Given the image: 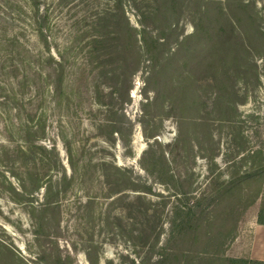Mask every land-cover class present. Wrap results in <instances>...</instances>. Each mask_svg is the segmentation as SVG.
<instances>
[{
    "label": "rangeland",
    "instance_id": "374dc122",
    "mask_svg": "<svg viewBox=\"0 0 264 264\" xmlns=\"http://www.w3.org/2000/svg\"><path fill=\"white\" fill-rule=\"evenodd\" d=\"M241 1L249 5L45 1L69 62L61 107L45 105L42 143L57 147L61 164L24 157L6 164L0 264H51L58 256L65 264H92L89 250L94 264L264 261L261 197L214 205L224 182L254 167L244 157L264 150V0ZM28 46L40 51L34 38ZM60 131L77 173L44 211L46 188L32 192V174L54 191L65 171L72 174ZM6 140L0 122V146ZM251 190L256 194L258 185ZM187 200L200 206L187 226L175 229L184 217L176 210Z\"/></svg>",
    "mask_w": 264,
    "mask_h": 264
},
{
    "label": "trees",
    "instance_id": "16d2710c",
    "mask_svg": "<svg viewBox=\"0 0 264 264\" xmlns=\"http://www.w3.org/2000/svg\"><path fill=\"white\" fill-rule=\"evenodd\" d=\"M45 1L47 0H0V122L3 123L4 132L8 137V140L0 146V174L2 175H5L6 164L17 158L24 157L35 163L37 161L44 163L50 158L55 165L61 164L57 147L54 145L52 148H46L42 143L48 134L49 115L45 105L51 102L55 105L58 103L61 107L60 101L64 96L69 62L57 45L59 40L55 31L58 33L60 28L53 25L55 12L51 10V6L45 5ZM239 4L249 5L241 0ZM102 15L103 13L99 15L100 19ZM32 38L36 39L40 45V51L37 54L28 46ZM55 48L56 54L53 50ZM35 105H37L36 110L33 108ZM59 137L67 149L72 174L69 176L66 171L64 172L56 191L46 184L40 174H32L35 181L32 192L38 193L46 188L44 211L55 204V200L62 192L67 191L77 173L71 143L63 132ZM147 154L149 152L145 156ZM250 160L255 162L254 167L248 171L238 172L230 181L224 182L214 205L232 202L235 199L240 200L243 197H247L246 205H248L261 197L262 206L258 224L264 225V150L249 153L244 157L243 162L248 163ZM161 161L160 178L164 179L169 175V164L165 155L162 156ZM257 161L258 165H256ZM118 170L122 172L121 169L118 168ZM146 170L149 171L147 168ZM12 174L17 175L15 172ZM253 184L259 187L256 194L251 190ZM25 187L22 184L25 194L31 193ZM237 189H239L238 193L235 192ZM191 206L187 200L186 207L177 208L176 215L182 214L184 217L178 225L175 224V229L183 228L190 223V218L195 216L194 208L199 207L200 203ZM197 221L202 223V218ZM38 225L42 227V221ZM93 254V250L87 252V258L92 264L95 263ZM51 259L53 260L51 264L66 263L60 256ZM187 259L164 257L158 260L157 264H167L171 260H178L183 264ZM229 261L231 264H264V261L260 260L249 262L242 259H230Z\"/></svg>",
    "mask_w": 264,
    "mask_h": 264
},
{
    "label": "crops",
    "instance_id": "0c3cea01",
    "mask_svg": "<svg viewBox=\"0 0 264 264\" xmlns=\"http://www.w3.org/2000/svg\"><path fill=\"white\" fill-rule=\"evenodd\" d=\"M262 261V260H261Z\"/></svg>",
    "mask_w": 264,
    "mask_h": 264
}]
</instances>
